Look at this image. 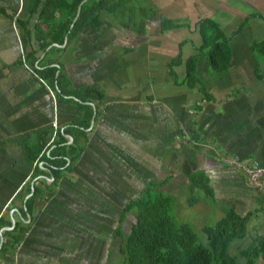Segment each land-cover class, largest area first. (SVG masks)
Returning <instances> with one entry per match:
<instances>
[{
  "label": "crops",
  "instance_id": "1",
  "mask_svg": "<svg viewBox=\"0 0 264 264\" xmlns=\"http://www.w3.org/2000/svg\"><path fill=\"white\" fill-rule=\"evenodd\" d=\"M150 1L157 8L158 17H165L182 26L160 34L159 21L151 22L145 35L140 36L123 29L122 26L119 35H104L105 32L102 31L96 35L85 32L74 45L73 54L71 49H67L59 56L73 88L95 85L103 92L104 100L99 104L98 113L93 114L86 129L87 141L81 156L72 166V172L64 173L54 191L44 192L43 196L36 200L32 217L28 215L22 222L20 229L25 236L14 252V264H76L70 257L73 253L69 249L71 243H75L77 247L80 241L87 247L95 227L82 216L89 214L94 222V209L97 214L103 215L104 207L109 208V197H106V191L99 188V185L107 183L102 175L112 172L116 177L123 176L120 170L125 172L126 165L135 167L137 164L136 167L152 170L154 177L162 175L159 170L162 166L166 168V171L162 170L164 175L171 176L172 179L175 166L178 164V168L182 169L184 166L180 157H175L174 153L185 150L191 144L190 141L187 143L184 140L186 136L183 126H190V133L201 135L200 132L193 131L194 128L190 124L193 119L190 117L192 111L201 119H205L217 115V107L221 106L228 112L227 115L233 114L238 121L244 119L247 123L248 119L255 118L253 110L255 111L256 106H250L247 96L236 90L233 96V90L221 92L215 86L217 100L207 102L202 101V95L196 89L179 83L184 79L186 60L194 54V47L201 45L196 23L202 18L216 22L227 37L244 24L242 30L231 40L236 50L234 52L233 49L231 58L236 64L233 75L235 72L238 76L240 73H246L249 74L250 80L254 78L258 82L264 81L256 79L255 76L259 71L264 72V58L256 57L251 48L256 41H264V0ZM28 4L29 0H0V142L4 143V147L0 149V220L2 218L11 224L10 227L3 228L4 231H10L16 221H21L19 208L22 207V201L19 198L16 200V196L30 181L34 170V165L24 160L20 143L30 141L33 132L41 128L53 127L63 131L83 116V112L78 109L77 100L71 96L67 97L72 100L66 97L64 100L52 98V94L48 93L31 70L25 64H20L25 45L16 20L27 16ZM102 16L105 24H111V28L116 30L118 25L114 16ZM142 51L151 56L148 66L141 69L135 64L137 60L134 57ZM111 53L114 56L113 63L108 58ZM178 53L181 54L182 63L172 68L177 77L173 79L169 75V69ZM43 56L44 54L41 58ZM124 57L130 59L126 61ZM248 61L250 68L245 65ZM153 62L161 65L157 66ZM204 64L208 65L205 61ZM250 69L253 72L252 77ZM234 88L240 89L241 86ZM160 92L165 93L162 100L167 111L173 113L170 117L172 122L168 123L167 120L166 125L156 130V134L152 136L156 139L142 142V130L136 120L140 119L143 113L149 114L151 110L156 109L159 99L155 94ZM175 101L180 102V107L173 110ZM257 103L264 104V94L258 98ZM89 104L95 110L96 105ZM194 105H200L201 110L197 111ZM202 114L205 115L204 118ZM224 118L228 119L226 116ZM203 131V136L208 135L209 138L214 137L216 132L211 131L206 122ZM65 138L69 143L72 142L70 136L65 135ZM147 149L150 151L147 152ZM160 150L165 152L163 164V154ZM222 152L224 155L220 156V161L224 164H228L225 161L233 158V154L240 159H253L250 156L255 154L256 159L261 162V159H264V141L254 151L249 148L243 153L239 146L235 148L232 144H227L222 148ZM209 164L213 169L208 168L207 174L211 177V186L214 183V191L215 184L219 182L215 180V166ZM259 164L264 165V162ZM133 174L130 172L127 177L131 180L133 178L130 176ZM190 174H186L187 183ZM45 181L51 184L53 178L48 177ZM35 182L36 179L31 182V188ZM31 195L32 191L25 200ZM95 199L102 205L93 207V203L88 202ZM61 211H66L67 217L61 215ZM69 213L80 215V223L77 216H68ZM56 232L64 233V245L54 242L57 239ZM56 245L59 248L64 247L58 251V256L53 254L57 253L56 251L48 250V246Z\"/></svg>",
  "mask_w": 264,
  "mask_h": 264
},
{
  "label": "trees",
  "instance_id": "2",
  "mask_svg": "<svg viewBox=\"0 0 264 264\" xmlns=\"http://www.w3.org/2000/svg\"><path fill=\"white\" fill-rule=\"evenodd\" d=\"M79 7L80 12L76 18ZM106 13L116 17L123 29L139 36L145 35L151 22L159 21L160 34L182 26L173 20L158 17L157 8L150 0H29L27 16L16 20L25 45L20 64H25L31 70L48 93L52 94V98L77 100L78 109L83 112V116L63 131L53 127L41 128L33 132L30 141L20 143L24 160L34 165V170L30 181L16 196V200L19 198L22 201V207L19 208L21 221H16L10 231L2 232L0 264H14V252L25 236L20 229L22 222L28 215L32 217L36 200L44 192L54 191L64 173L72 172L73 164L75 165L83 152L87 141L86 129L93 114L98 113V106L102 104L104 95L95 85L73 88L59 56L67 49L74 50L80 35L86 31L100 32L105 24L102 15ZM243 26L244 24L227 37L212 19H199L196 28L201 37V45L195 46L194 54L186 60L184 79L179 84L202 93V101H212L211 94L205 91L206 87L196 77L199 58L204 54L206 63L213 71L225 72L232 61L229 44ZM251 48L256 57L264 58V41H256ZM181 63V54L178 53L170 64L171 78H177L172 68ZM255 76L256 79L264 80V72L259 71ZM89 103L96 105L95 110ZM194 108L201 110L200 105H194ZM65 135L72 138L71 143ZM191 135L193 142L199 141L197 134L193 132ZM2 146L4 147V143L0 142V149ZM251 162L260 165L257 161ZM241 172L249 180L244 170ZM48 177L53 178L51 184L45 181ZM35 179L33 193L25 200L31 193V182ZM163 181L161 183H165L167 179ZM154 185L156 184L150 183L146 186L145 194L140 199L124 203L118 216V226L111 232L108 229L112 243L116 244L115 251L107 253L110 260L119 257L120 264H239V259L244 264H255L258 258L264 261V235L255 238L248 247L240 249L238 255L230 252L234 242L248 236L250 220L256 213L262 212V206L243 215L234 208L226 209L222 219L213 227L203 228L202 234L208 244L205 247L188 224L174 221L170 213L172 199L163 194L160 188L155 190ZM186 185L191 192L198 190L207 197L214 195L211 180L204 173L192 172L188 175ZM195 200L196 198L191 197L188 204L194 205ZM259 201L264 204V194L260 195ZM128 215L134 217V222L131 223L129 231L125 232L123 224L128 220ZM10 226V222L1 218L0 230Z\"/></svg>",
  "mask_w": 264,
  "mask_h": 264
},
{
  "label": "rangeland",
  "instance_id": "3",
  "mask_svg": "<svg viewBox=\"0 0 264 264\" xmlns=\"http://www.w3.org/2000/svg\"><path fill=\"white\" fill-rule=\"evenodd\" d=\"M106 15L108 16L107 13ZM114 18L118 25L116 30L111 28V24L108 25L106 23L101 29L102 32H105L104 35H119L121 33L122 24H120L116 17ZM86 32L92 33L93 35L97 34V32L94 31ZM229 45L231 48L232 58L234 49L233 43H230ZM70 51L73 54V50ZM234 52H236L235 49ZM150 56V54H145L142 51L140 55H136V57H134V59L137 60L135 64L141 69L148 66L150 63ZM108 58L111 63L114 62V56L112 53L108 56ZM124 58L126 61L130 59V57ZM204 61L206 62V56L203 54L199 59L196 77L197 80L204 87H206L207 90L205 89V91L211 94L212 99L215 101L217 100V97H215V92H217L216 89L214 90L215 86H217L218 90L221 92H230L233 90V96L236 94L234 90H237L240 94L247 96L246 99L249 101L250 106H256L255 111L253 110L255 118L251 120L248 119L247 123L244 119H241L242 121H238L233 114L227 115L228 112L221 108V106L217 107V115H212L206 117L205 119H201L195 111H192L190 117L193 119L190 121V124L194 128L193 131H196L197 133L200 132L201 135L198 136L197 134V137L200 138L198 142L194 143L192 141V135L189 132L191 127L188 125L183 126V128H185L184 135L186 136L184 140H186L187 143L190 141L191 144L188 148H185V150L174 153L175 157H180L181 164L184 163V166L183 169L178 168V164L175 166V169H173L174 175L172 179L171 176L164 175L165 173L162 172V170L164 169L166 171V168H163L162 166L161 168L158 167L159 170H161L162 175L160 174L157 177H154V172L152 170L145 167H136L137 164L135 167L126 165L124 167L125 172L120 170L123 176L116 177V174L112 172H107L105 175H102V177L107 180V183L99 185V188L106 191V197H109L110 202L109 208L106 209L104 207L103 215L97 214V210L94 209V222L91 220V215L87 214L82 216L89 224H92L95 227H93L91 239L88 242L87 247H84L80 241H78L79 244H77V247L75 246V243H71L69 249L70 252L72 251L73 253L70 257L72 258V261L75 260L76 264H120L121 259H119V257L114 258V255L112 254V257L114 258L113 261V258L110 260L107 256L109 251H115L114 245H116L115 243H112V238H110L111 236L108 229L111 232L113 228L118 226V216L121 213L124 203L130 200L140 199L145 194L144 191L146 186L150 183L156 184L154 185L155 190H159L160 188V191L163 194L172 199L170 213L171 216H173L174 221L177 223L188 224L197 235L199 242L205 247H208V244L205 235L202 234L203 228L213 227L222 219L224 211L229 208H234L239 214L243 215L250 210L255 211L258 208L260 209V206H262V212L256 213L255 217L250 220L248 236L243 240L234 242L231 246L230 252L232 254L238 255L240 249L248 247L255 238L264 235V204L259 201L260 195L264 194V185L261 183H251L247 181L245 175L241 172L244 167L251 164V161L259 162V160L256 159L255 154L250 156L253 159H240L237 156L239 158L238 159L237 157H234L235 155L233 154V158L227 159L229 163H232L231 165L224 164L220 161V156L224 155L222 148L227 144H232L235 148L239 146L242 148V152L245 153L249 148H252L253 151L256 150L261 142L264 141V104L257 103L258 98L264 94V81L258 82L254 78H251L250 80L249 74L246 73H240L238 76L235 72V75H233V69L236 67L233 60L226 72L221 73L213 71L209 65L204 64ZM249 63L250 62L248 61L245 64L247 68H250ZM153 64H156L157 66L161 65L156 62H153ZM160 68L163 69V67ZM249 72L252 77V70L250 69ZM87 78L91 79L89 76H87ZM131 80H133V78H131ZM235 86H241V88H234ZM192 93L194 94V92ZM198 93L202 95V93ZM164 94L165 93L161 92L160 94H155V97L159 99V104L155 106L156 109L151 110L149 114L143 113L140 119L136 120V124L142 130L140 131L142 142L156 139L152 137L153 134H156V130L160 129L162 125H166L167 120L168 123L172 122L170 117L173 113L167 111L162 100L165 98ZM176 107H180L179 101L174 102L173 110ZM231 107V111H233V106ZM234 112L235 111H233V113ZM225 116L228 119H225ZM202 117L204 118L205 115L202 114ZM205 122L211 131H216L214 133V137L210 136L211 138H209L208 135H206V137L203 136L206 131H203ZM146 151L148 152L150 149H147ZM160 152L163 154V158L161 159V163L163 164L165 152L162 150H160ZM153 155L154 153H152V156ZM263 162L264 159H261V162L259 163ZM209 163H212L215 166V180L219 182L218 184H215L216 188L214 190L213 197H207L202 191L198 190L191 192L190 189L187 188L188 185H186V174L188 172L190 174L191 171L194 170L193 172H201L208 175V168L213 169L212 165ZM208 164L209 167H207ZM261 166L264 167L262 164ZM130 172L132 174L134 173L133 176H130L133 178L131 180L127 177ZM125 175L126 177H124ZM161 177L162 179H159ZM165 178L167 181L165 183H161L164 182L163 180H165ZM211 187L214 189V183H212ZM191 197H194L197 200L193 203L194 205L188 204ZM88 202L90 204L93 203V207L102 205L96 199L89 200ZM89 207L90 206H88V209ZM66 211H61V215L67 217L68 213ZM68 216H77V221L80 223V215L69 213ZM133 218L134 217L129 216L128 220L123 224V230L125 232L129 231L131 223L134 222ZM56 233L57 239L54 242L58 245H64V233ZM73 240L74 239H71V241ZM108 244L110 245L109 248L107 247ZM60 249L62 250L64 247L62 246L59 248L57 245L51 247L48 246L49 251L53 250L57 252L53 253L54 256H58V251H60ZM60 255L61 252L59 253V256ZM239 262V264H244L243 260L239 259ZM255 264H264V261L261 258H258Z\"/></svg>",
  "mask_w": 264,
  "mask_h": 264
},
{
  "label": "built area",
  "instance_id": "4",
  "mask_svg": "<svg viewBox=\"0 0 264 264\" xmlns=\"http://www.w3.org/2000/svg\"><path fill=\"white\" fill-rule=\"evenodd\" d=\"M228 164H232L227 162ZM244 173L251 183H261L264 185V167L256 162H251L250 165L243 168Z\"/></svg>",
  "mask_w": 264,
  "mask_h": 264
},
{
  "label": "water",
  "instance_id": "5",
  "mask_svg": "<svg viewBox=\"0 0 264 264\" xmlns=\"http://www.w3.org/2000/svg\"><path fill=\"white\" fill-rule=\"evenodd\" d=\"M79 12H80V7L78 8V12H77V15H76V18L78 17V15H79ZM76 20V19H75ZM73 26V25H72ZM71 26V27H72ZM58 46V45H57ZM50 48V47H49ZM48 48V49H49ZM32 193H33V188H32ZM12 221L14 222V219H12ZM13 226H14V224L12 225V227L10 228V229H12L13 228ZM4 230L2 229V230H0V241H1V243L3 242V236H2V232H3Z\"/></svg>",
  "mask_w": 264,
  "mask_h": 264
}]
</instances>
